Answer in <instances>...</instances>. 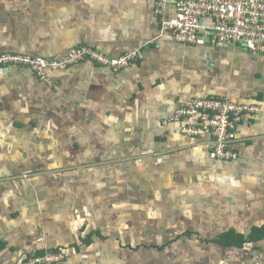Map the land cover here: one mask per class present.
<instances>
[{
    "label": "crops",
    "instance_id": "crops-1",
    "mask_svg": "<svg viewBox=\"0 0 264 264\" xmlns=\"http://www.w3.org/2000/svg\"><path fill=\"white\" fill-rule=\"evenodd\" d=\"M156 1L0 0V53H139L119 72H53L52 88L0 74V264L53 251L56 264H264V240L217 242L264 227V55L178 43ZM204 97L260 108L237 129L238 160L165 124Z\"/></svg>",
    "mask_w": 264,
    "mask_h": 264
},
{
    "label": "built area",
    "instance_id": "built-area-1",
    "mask_svg": "<svg viewBox=\"0 0 264 264\" xmlns=\"http://www.w3.org/2000/svg\"><path fill=\"white\" fill-rule=\"evenodd\" d=\"M171 4L175 17L166 20ZM155 13L162 19L163 30L183 45L244 48L253 55H264V0H157ZM138 58V51L114 57L89 45L74 48L63 58L0 53V74L7 69L26 68L52 88L53 72L87 62L119 72ZM258 113L256 105L218 97L195 98L173 111L165 124L183 123L184 135L210 140L212 159L236 161L240 158L233 146L237 129L247 115ZM66 258L62 252H48L22 264H56Z\"/></svg>",
    "mask_w": 264,
    "mask_h": 264
},
{
    "label": "trees",
    "instance_id": "trees-1",
    "mask_svg": "<svg viewBox=\"0 0 264 264\" xmlns=\"http://www.w3.org/2000/svg\"><path fill=\"white\" fill-rule=\"evenodd\" d=\"M262 240H264V227H256L252 230L248 238H245L243 235L238 234L235 231H230L228 233L223 234L222 237L217 240V242L224 245H233L237 247H242L245 244L253 243L255 241H262ZM53 252H58V251H53ZM39 255H45V253Z\"/></svg>",
    "mask_w": 264,
    "mask_h": 264
}]
</instances>
